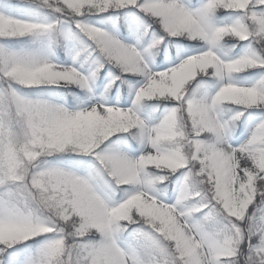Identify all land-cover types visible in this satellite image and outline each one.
Instances as JSON below:
<instances>
[{"label": "snow or ice", "instance_id": "obj_1", "mask_svg": "<svg viewBox=\"0 0 264 264\" xmlns=\"http://www.w3.org/2000/svg\"><path fill=\"white\" fill-rule=\"evenodd\" d=\"M0 264H264V0H0Z\"/></svg>", "mask_w": 264, "mask_h": 264}]
</instances>
